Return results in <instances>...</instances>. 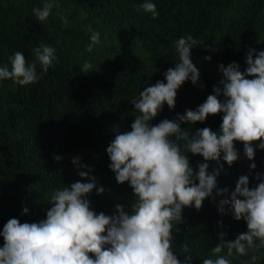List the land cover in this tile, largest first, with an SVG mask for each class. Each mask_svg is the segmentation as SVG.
<instances>
[{
    "label": "trees",
    "instance_id": "obj_1",
    "mask_svg": "<svg viewBox=\"0 0 264 264\" xmlns=\"http://www.w3.org/2000/svg\"><path fill=\"white\" fill-rule=\"evenodd\" d=\"M45 2L0 0V67L11 70L9 57L17 51L31 63L33 49L41 44L53 46L57 57L47 73L37 65L40 78L35 84L0 81V232L11 218L21 223L46 219L54 190L77 181L90 182L78 175L71 162L76 157L92 169L97 187L105 189L101 195L96 189L89 194L91 209L113 215L120 204L130 211L133 190L128 182L117 183L106 148L115 137L113 127L121 133L131 131L138 113L130 101L157 81L166 83L164 73L179 62L175 42L180 37L191 35L203 41L190 53L199 81L196 85L186 81L177 91L175 108L170 110L165 104L153 125L176 120L214 94L213 88L224 78L221 64L227 67L235 62L243 72L249 48L264 51V0H150L157 8L156 19L135 10L146 0H53L58 7L52 8L47 21L40 22L32 9L42 8ZM62 17L67 18V25H62ZM90 28L100 33V43L91 53L86 51ZM85 62L93 65L88 74L81 72ZM222 116L209 115L203 123H180V127L190 137L205 127L218 132ZM234 143L239 159L232 167L221 159L223 169L217 176V189L227 188L228 194L217 196L214 189L215 199L206 198L199 210L185 207L178 231L173 229L172 250L181 264L189 254V264L214 259L211 249L220 233H225V241H233L248 230L244 220L234 219L228 206L226 214H221L219 202L230 197L242 175H248L250 188L256 187L260 182L256 173L264 177V150L255 142V157L249 161L243 144ZM57 155L63 157L59 162L54 160ZM187 156L194 173L205 163L200 155ZM206 163L209 173L220 167L214 161ZM252 163L256 169L250 174ZM25 207L28 212L23 214ZM185 243L190 253L182 252ZM3 244L0 235V247ZM253 255L255 264H264V249H248L245 256L234 252L231 264H252Z\"/></svg>",
    "mask_w": 264,
    "mask_h": 264
},
{
    "label": "clouds",
    "instance_id": "obj_2",
    "mask_svg": "<svg viewBox=\"0 0 264 264\" xmlns=\"http://www.w3.org/2000/svg\"><path fill=\"white\" fill-rule=\"evenodd\" d=\"M54 6L58 7L53 0H46L42 8H33L32 12L38 21L45 22ZM135 10L151 13L153 19L158 17L156 5L150 0ZM67 23L62 17V25ZM99 43L100 33L92 31L86 51L91 53ZM199 45L203 41L191 35L180 37L175 42L179 62L164 73L166 83L157 81L130 101L138 113L131 131L121 133L119 127L112 128L115 137L106 148L109 168L117 183L128 182L133 190L135 199L130 211L120 204L113 215L93 211L89 194L96 189L101 195L105 189L97 187L95 177L90 175L92 169L76 157L71 162L77 166L78 175L90 182L77 181L54 190L46 219L38 223L9 219L0 232L4 240L0 264H181L172 250V241L173 229L183 219V209L194 206L199 210L206 198L215 199L214 189L217 196L228 194L227 188L217 189V176L223 169L221 159L228 167L239 159L234 142L243 144L249 161L255 157V142L264 150V51L252 48L243 72L235 62L227 67L220 65L224 77L220 86L214 87V94L195 110H186L176 120L152 124L165 104L170 110L175 108L177 91L186 81L198 83L200 73L190 53ZM55 53L53 46L41 44L33 49V61L27 63L22 52H15L9 57L11 70L0 67V81L9 79L19 86L35 84L40 78L37 65L47 73L57 60ZM92 68L90 62H85L81 72L88 74ZM218 113H223L218 132L205 127L190 137L180 127V123H203L209 115ZM187 153L200 155L205 161L195 173ZM62 159L54 157L57 162ZM208 161L216 162L219 169L209 173ZM254 169L256 164L252 163L250 174ZM255 178L260 182L250 188L248 175L240 176L230 197L219 202V212L226 214L228 206L235 220L246 222L247 232L233 241H225V233H220L219 242L211 249L215 258H205L203 264H231L234 252L245 256L248 249H264V177L257 172ZM27 212L25 207L23 214ZM224 249L226 255H221ZM182 252L190 253L187 243L182 245ZM191 259L190 254L186 255L183 264ZM256 260L253 255L252 264Z\"/></svg>",
    "mask_w": 264,
    "mask_h": 264
}]
</instances>
